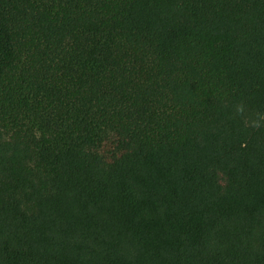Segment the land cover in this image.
<instances>
[{
  "label": "trees",
  "instance_id": "trees-1",
  "mask_svg": "<svg viewBox=\"0 0 264 264\" xmlns=\"http://www.w3.org/2000/svg\"><path fill=\"white\" fill-rule=\"evenodd\" d=\"M0 264H264V0H0Z\"/></svg>",
  "mask_w": 264,
  "mask_h": 264
}]
</instances>
